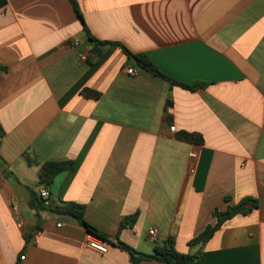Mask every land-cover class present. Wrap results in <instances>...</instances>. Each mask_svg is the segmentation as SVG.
<instances>
[{"label":"crops","instance_id":"obj_1","mask_svg":"<svg viewBox=\"0 0 264 264\" xmlns=\"http://www.w3.org/2000/svg\"><path fill=\"white\" fill-rule=\"evenodd\" d=\"M77 2L91 36L111 44L90 40L69 0H7L0 10V264H132L118 241L154 255L171 236L180 253L201 255L185 264H264V0ZM121 46L195 89L139 68ZM34 159L75 162L50 200L85 206L112 242L106 254L88 245L102 239L48 211L24 238L7 179L30 195ZM245 198L259 207L189 246L216 224V209Z\"/></svg>","mask_w":264,"mask_h":264},{"label":"trees","instance_id":"obj_2","mask_svg":"<svg viewBox=\"0 0 264 264\" xmlns=\"http://www.w3.org/2000/svg\"><path fill=\"white\" fill-rule=\"evenodd\" d=\"M69 1L73 7V10L76 16L84 24V28L90 40L97 44H101V45L111 44L110 42H100L99 40L91 36L85 24L84 16L81 12V9H80V6L77 0H69ZM6 5H7V0H0V10L3 9ZM121 48L123 49L124 53L127 55L128 59L136 61V65L139 68L145 71H148L160 78L169 80L174 85H178L180 87H183L191 91L195 89V86H189L183 83L173 81L167 76H165L164 74H162L147 55L134 54L124 46H121ZM200 86L202 87L203 85H200ZM82 95L88 99H98L99 98L98 93L91 91L89 89L83 90ZM2 135H3V128L0 125V136ZM180 138L189 143H195V144L203 143L202 136H200L197 133L184 132L180 135ZM31 162L40 165L38 187L44 188L46 190H49L51 188V186L53 185L55 179L58 177L59 174H61L64 171L72 170L75 168L74 161H62V162L61 161H50V162H45V163H39L37 160L34 159V160H31ZM3 165H4V162L0 161V167H3ZM29 192H30L32 200L34 201L36 205V209L38 212L48 211V212H52L60 216H66L68 218L74 219L80 225L84 226L86 230L90 232L91 234H94L95 236L99 237L105 243L112 244L109 236L102 233L101 231H99L97 228H95L94 226H92L85 220V211H86L85 206L74 203V202H67V203H62L59 205H55L51 202L50 205L46 206L45 201L41 197L38 196V192L36 189L29 188ZM258 207H259V203L257 200L253 198H245L237 206L230 207L226 211H219L218 209H216L213 213L214 218L217 219L216 224L209 225L204 230V232H202L199 236H197L196 238L192 239L189 242V246L194 247L199 244L207 243L215 235V233L220 229V227L222 226L224 222H226L227 220L239 214L247 215L248 213L252 212L253 209H257ZM135 219H136V216L126 218L122 226L133 223ZM35 230H38V231L40 230L39 224L35 227ZM33 235H34V231L30 233L25 232L24 238L27 241H30L33 238ZM116 246L122 250L127 251L130 254L132 264H137L139 262L148 261V260H157L163 264H185L188 262H192L196 259H199L201 256L199 254L191 255V254L180 253L176 248V240L173 236L169 237L163 246L156 247L154 255L140 253L133 247L121 241H118L116 243Z\"/></svg>","mask_w":264,"mask_h":264},{"label":"built area","instance_id":"obj_3","mask_svg":"<svg viewBox=\"0 0 264 264\" xmlns=\"http://www.w3.org/2000/svg\"><path fill=\"white\" fill-rule=\"evenodd\" d=\"M72 43H73V45L79 44V42H72ZM128 73L132 76L136 75V71L134 69H128ZM175 130H176V127L171 126L170 131L175 132ZM194 157H195V155H194ZM36 190L38 192V196L41 197L45 201V205L46 206L50 205L51 200H50V194H49L48 190L41 188V187H38ZM13 211H14V214L16 216V221H17L18 225L21 228H24L26 224H25L24 218L22 217V214H21L20 205L17 201H14ZM157 236H158V234H157V231L155 229H151L148 233V237L152 241H155ZM88 245L90 248H92L93 250H95L99 253L106 254L108 252L107 244L102 240L96 239V240L90 241L88 243ZM24 258L25 257H22V259H24Z\"/></svg>","mask_w":264,"mask_h":264},{"label":"water","instance_id":"obj_4","mask_svg":"<svg viewBox=\"0 0 264 264\" xmlns=\"http://www.w3.org/2000/svg\"><path fill=\"white\" fill-rule=\"evenodd\" d=\"M7 182L16 193L18 203L21 205L20 209L27 219L26 232L30 233L38 224V213L36 205L34 201L30 199V195L28 194V192L20 184H18L13 177H8ZM23 204L26 205L24 206Z\"/></svg>","mask_w":264,"mask_h":264}]
</instances>
